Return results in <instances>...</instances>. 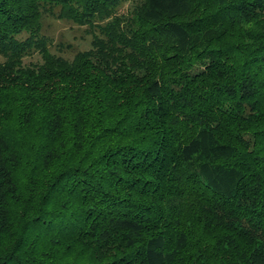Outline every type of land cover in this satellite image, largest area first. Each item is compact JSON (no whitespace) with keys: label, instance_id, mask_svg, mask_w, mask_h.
Masks as SVG:
<instances>
[{"label":"trees","instance_id":"trees-1","mask_svg":"<svg viewBox=\"0 0 264 264\" xmlns=\"http://www.w3.org/2000/svg\"><path fill=\"white\" fill-rule=\"evenodd\" d=\"M0 264H264V0H0Z\"/></svg>","mask_w":264,"mask_h":264},{"label":"rangeland","instance_id":"rangeland-1","mask_svg":"<svg viewBox=\"0 0 264 264\" xmlns=\"http://www.w3.org/2000/svg\"><path fill=\"white\" fill-rule=\"evenodd\" d=\"M126 7L127 4L125 3V5L120 8V11L126 10ZM43 32L49 36V38H52L55 44H63L62 51L57 52L67 57H72L74 52L78 50L88 48L91 40V35L87 32L86 25H78L56 16L45 17ZM31 58L34 59L33 57Z\"/></svg>","mask_w":264,"mask_h":264}]
</instances>
